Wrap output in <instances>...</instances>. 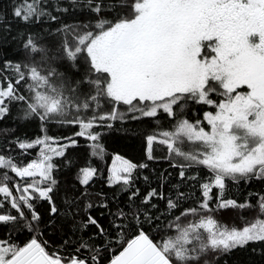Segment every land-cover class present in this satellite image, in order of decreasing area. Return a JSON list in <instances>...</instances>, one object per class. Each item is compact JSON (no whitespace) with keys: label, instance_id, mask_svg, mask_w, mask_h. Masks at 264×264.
I'll return each mask as SVG.
<instances>
[{"label":"snow or ice","instance_id":"6c2138e0","mask_svg":"<svg viewBox=\"0 0 264 264\" xmlns=\"http://www.w3.org/2000/svg\"><path fill=\"white\" fill-rule=\"evenodd\" d=\"M77 10L87 22L57 29L64 38L52 59L65 71L44 67L48 50L14 34L0 12V122L19 106L20 119L40 129L12 140L21 156L37 149L35 158L0 153V264H226L239 250L264 254V194L248 193L255 204L226 196L229 182L264 185V0H13L11 17L43 26ZM18 38L31 63L23 52L8 57ZM165 118L169 128L156 130ZM144 121L153 131L143 136V160L112 158L111 195L94 187L102 170L92 164L61 186L55 158L72 166L66 153L78 138L102 162L105 131ZM50 126L77 131L53 137ZM158 159L199 195L176 185L165 193L171 173L156 187L143 176L142 193L141 172ZM227 210L256 216L215 218Z\"/></svg>","mask_w":264,"mask_h":264},{"label":"trees","instance_id":"16d2710c","mask_svg":"<svg viewBox=\"0 0 264 264\" xmlns=\"http://www.w3.org/2000/svg\"><path fill=\"white\" fill-rule=\"evenodd\" d=\"M13 0H0V12H3L7 18V22L12 24V32L19 36V33H30L32 38H34L38 45L45 47L48 52L47 55L49 59L44 64V67H58L60 71H65V68L62 66V62L52 59V57H57L61 54L60 44L63 40L62 33L57 32V29L62 27V24H79L81 22H87L85 15L82 11H75L74 14H65L61 16V22H48L43 26L40 25H31L25 26L20 24L18 21H13L11 17ZM51 7V5H49ZM56 14V13H54ZM9 47L7 48V55L10 59L16 60L18 52H23V62L31 63L32 57L21 47V40L18 38L15 41L9 40ZM42 54L35 55V60L37 63L41 61ZM196 111H200L199 106H196ZM23 115L22 111L19 110V106H14L12 113L9 117L5 118L0 122V153L11 154L17 160H23L25 163L30 161L32 158H35L37 149L29 150L30 155L21 156L18 148H14L12 145V140L16 137L21 139L28 138L32 139L35 136L40 135V129L35 122L29 123L20 119ZM188 116L191 118L193 112L190 110ZM169 122L168 120L162 119L159 127L156 130L168 129ZM7 129V131H5ZM77 131L73 127H59V126H50L48 129V135L53 137H62L70 135L71 133ZM153 131V127L149 125L148 121L143 123L130 122L128 124H117L116 130L105 131V134L101 138V143L105 149V157L101 162L96 157L91 156V149L89 145L91 141H87L84 138H78L79 144L77 147L69 149L66 153V156L69 159L74 160V164L70 167H65V158H55V162L58 164V168L55 172L57 179L60 181L61 186L64 185L66 178H72L75 175V171L78 167L87 166L92 164L102 170V176L98 179L94 185L97 189H103L105 193L111 195L115 189H110L104 183V177L107 176V169L110 167L112 158L115 155H121L127 159L132 160L133 162L143 160V136L145 133ZM157 157H163L165 155L164 149L158 148L155 153ZM149 169L143 170L141 172V179L137 181V186L141 188L142 193L146 191V185L142 179L143 176H149L150 181L153 187H156L158 184L157 176L161 173L168 174L171 173L169 177V186L164 189L165 193H168L170 190L174 191L175 189L171 188V185L178 186L181 190L191 193H196L199 195V191L196 187H193L195 184L194 181H189L186 183H181L179 181L178 172L169 167L168 161L164 159H158L154 162H149ZM201 176L203 172L200 173ZM249 192L264 194V185L258 182H252L249 185L241 183V185H232L229 182L228 189L226 190V196L230 198L238 199L243 202L245 199L250 200L252 204L256 203L254 198L248 196ZM124 198L122 197L121 200ZM60 202L59 199L57 201ZM161 210L164 209L163 201L158 202ZM187 205H185L186 207ZM38 210L44 212L47 207L46 204H38ZM215 218L222 221H229L230 218H236L242 216L244 220L253 221L256 216V212L253 210H227L214 214ZM195 219V218H190ZM236 224L238 226L243 225V220L236 219ZM3 235V231L0 230V236ZM26 238V234L21 235L20 239L23 240ZM45 239H48L50 243L55 247L59 244L58 234H53L50 231H45ZM253 247H257L253 245ZM226 264H264V254L260 251L259 247L253 252L251 248L239 250L229 258H227Z\"/></svg>","mask_w":264,"mask_h":264},{"label":"rangeland","instance_id":"374dc122","mask_svg":"<svg viewBox=\"0 0 264 264\" xmlns=\"http://www.w3.org/2000/svg\"><path fill=\"white\" fill-rule=\"evenodd\" d=\"M111 166V165H110Z\"/></svg>","mask_w":264,"mask_h":264}]
</instances>
